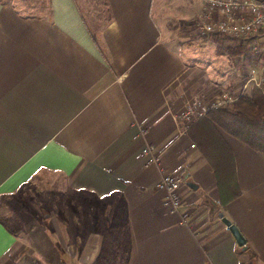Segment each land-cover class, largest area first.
<instances>
[{
  "label": "crops",
  "instance_id": "0c3cea01",
  "mask_svg": "<svg viewBox=\"0 0 264 264\" xmlns=\"http://www.w3.org/2000/svg\"><path fill=\"white\" fill-rule=\"evenodd\" d=\"M88 4L49 0L46 12L29 15L0 0V195L63 179L74 205L62 229L51 210L48 234L20 227L0 203V264L15 257L27 264L17 256L24 246L38 253L34 264H60L63 256L92 264L105 234L124 237L122 264H264V155L219 128L242 188L223 207L193 129L184 133L179 124L188 100L233 83L221 38L207 37L218 43L209 58L190 49L171 0H104L108 14L98 23ZM197 7L177 18L191 20ZM146 145L161 155L159 164H146ZM164 171L185 179L179 212L163 204ZM78 208L87 220L80 222ZM95 211L105 218L98 230Z\"/></svg>",
  "mask_w": 264,
  "mask_h": 264
},
{
  "label": "built area",
  "instance_id": "2783aa9c",
  "mask_svg": "<svg viewBox=\"0 0 264 264\" xmlns=\"http://www.w3.org/2000/svg\"><path fill=\"white\" fill-rule=\"evenodd\" d=\"M203 8L194 22V29L200 36H218L228 48L244 46L248 56L236 55V67L243 66L241 83L216 85V92L211 97L206 93L199 94L187 101L179 117L182 132L187 133L209 112L231 108L252 88L257 87L264 92V0H202ZM193 147L195 145H192ZM143 153L147 157V165L159 164L161 155L153 145H146ZM185 184L179 173L164 171L158 188L164 191L163 204L173 212H179L183 204L181 190ZM184 223L186 214L182 215Z\"/></svg>",
  "mask_w": 264,
  "mask_h": 264
},
{
  "label": "rangeland",
  "instance_id": "374dc122",
  "mask_svg": "<svg viewBox=\"0 0 264 264\" xmlns=\"http://www.w3.org/2000/svg\"><path fill=\"white\" fill-rule=\"evenodd\" d=\"M13 2L17 7L22 8L23 12H38L39 10H34V8H39L43 10V12H46V5L47 0H10ZM104 0H86V2L90 3V18L93 21H96V23L101 22L103 20L104 16H107V10L105 6L103 5ZM194 4H197V6L202 10V0H171V7L170 6V15L171 17L176 21L174 25L177 27H183L184 29L183 35L186 36L188 39L187 44H191L190 49H195L199 52H203V56L206 58L210 57V52H213L215 50L216 45L215 42H210L209 38L205 36H200L199 33H197L194 29V22L198 18L197 12L196 16H194L191 20L185 21V24L182 25L183 21H181L178 16L181 15L182 11H188L191 12L193 10ZM202 6V7H201ZM197 7V8H198ZM177 8V9H176ZM211 37V36H210ZM219 51H222L223 55H226L227 57L231 56L230 54V48L225 46V43L222 42L221 45L218 44ZM215 56L219 57L222 54L215 51ZM230 54V55H229ZM232 59H230V67H231V76L228 78L230 82H234L237 85H239L244 78L243 76V64L241 67H236V64L234 63V59L236 56H231ZM229 57V58H231ZM251 93H248V95ZM211 97L213 93H206ZM193 127V126H192ZM191 127V128H192ZM190 128V129H191ZM190 131V130H189ZM61 179V178H59ZM37 181V180H36ZM53 183V184H52ZM73 195L69 194L66 182L62 180H58L55 182V180L45 183L44 181H37L33 184L30 183L24 187H20L17 191L13 193H7V194H1L0 195V203L3 205L4 209L7 211H11V213L15 216V221L20 227H29V226H37L42 227V230L45 229L49 232L51 231V223H50V216L51 210L53 211V216L55 219H58V226L60 229H62L63 226H66L68 223L72 222V215L71 212L74 210L73 201L71 200ZM45 205L43 208L42 205ZM55 207V208H54ZM88 209V203L85 202V208ZM48 209V210H47ZM78 213V218L81 221L87 220L85 217H83V214L81 213L80 208ZM77 210V209H76ZM71 211V212H70ZM69 213L71 219L70 221L67 220V214ZM94 213V212H93ZM89 214V213H87ZM86 214V215H87ZM87 217V216H86ZM93 216L91 215V218ZM95 220L94 222H91L92 225H95L93 227L94 230H98L99 228H102L104 224V216L99 215L96 211L94 213ZM88 218V217H87ZM79 222V229L82 232L86 231L84 227L82 226V223ZM27 225V226H26ZM39 225V226H38ZM50 230V231H49ZM34 236V235H33ZM36 237L38 235H35ZM48 237V236H45ZM124 237L121 235H104V241L102 243V248L99 251V254L97 258L95 259V262L93 261L92 264H122L123 257L125 256L124 251L126 250L124 248V244L120 243V241H123ZM79 243L81 242V239L77 240ZM76 241V242H77ZM44 253V251H43ZM49 252L47 251V254ZM23 254V255H22ZM21 255L17 256H25L27 257V264H34V257H38V253L34 254L33 250L31 248H26L24 246V252H22ZM64 254L66 255V251H64ZM36 255V256H35ZM43 256H46L45 254H42ZM117 257H121L117 260ZM14 258V257H13ZM12 258V260H13ZM31 258V259H28ZM18 257H15L14 262L11 264H25V262L21 263L20 260H16ZM23 261L24 259L21 258ZM82 262V259L80 260ZM77 258L75 259L73 264H82ZM60 262V260H59ZM39 264H50L49 262H45V259L41 261ZM60 264H68L67 263V256H63Z\"/></svg>",
  "mask_w": 264,
  "mask_h": 264
},
{
  "label": "trees",
  "instance_id": "16d2710c",
  "mask_svg": "<svg viewBox=\"0 0 264 264\" xmlns=\"http://www.w3.org/2000/svg\"><path fill=\"white\" fill-rule=\"evenodd\" d=\"M10 1V0H5ZM48 2L46 10L48 8ZM26 12L29 15L43 13ZM22 11V8H20ZM232 56L245 54L244 46L230 47ZM232 134L264 155V92L254 87L249 95L241 96L231 108L214 110L191 129L203 156L209 161L216 176L220 205L225 207L242 194L234 153L220 129ZM193 134V133H192ZM210 204V202L208 201Z\"/></svg>",
  "mask_w": 264,
  "mask_h": 264
},
{
  "label": "water",
  "instance_id": "95a60500",
  "mask_svg": "<svg viewBox=\"0 0 264 264\" xmlns=\"http://www.w3.org/2000/svg\"><path fill=\"white\" fill-rule=\"evenodd\" d=\"M190 185L194 188H196V185L192 182H190ZM220 217L222 218L223 222L227 225V227L230 229L231 233L235 237L238 245L244 249L247 248V241L244 237L243 233L239 229V227L233 223L229 218H227L223 212L220 213Z\"/></svg>",
  "mask_w": 264,
  "mask_h": 264
}]
</instances>
